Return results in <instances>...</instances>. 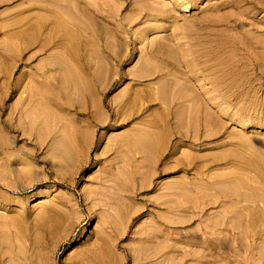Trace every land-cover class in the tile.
<instances>
[{"label":"rangeland","instance_id":"rangeland-1","mask_svg":"<svg viewBox=\"0 0 264 264\" xmlns=\"http://www.w3.org/2000/svg\"><path fill=\"white\" fill-rule=\"evenodd\" d=\"M263 47L264 0H0V264H264Z\"/></svg>","mask_w":264,"mask_h":264},{"label":"bare ground","instance_id":"bare-ground-1","mask_svg":"<svg viewBox=\"0 0 264 264\" xmlns=\"http://www.w3.org/2000/svg\"><path fill=\"white\" fill-rule=\"evenodd\" d=\"M45 17V16H44ZM55 20V19H54ZM39 22V21H38ZM53 19L51 20H48V21H42V20H40V22L38 23L39 25L38 26H40V28H41V31L43 32L44 30H46L47 28H50L51 26H52V24H53ZM55 24V23H54ZM58 24H59V21H58ZM53 27V26H52ZM257 30H258V28H257ZM41 32V33H42ZM243 36V35H242ZM244 37V36H243ZM247 38V37H246ZM245 39V38H244ZM249 39V38H248ZM245 41V40H244ZM249 41V40H248ZM250 43V42H249ZM248 43V44H249ZM246 44H247V40H246ZM247 44V45H248ZM253 44V43H252ZM254 46V45H253ZM252 48H254V50L256 49L255 48V46L254 47H252ZM264 48V47H263ZM258 50V49H257ZM259 52H260V50H259ZM262 53V52H261ZM260 53V54H261ZM244 56V55H243ZM260 68H261V66H260ZM259 68V69H260ZM172 109L171 108H167L166 109V117H167V123H165L164 122V129H165V127H166V129L165 130H167V126H168V122H169V120H170V115H173L174 116V112H172L171 111ZM162 114H163V112H162ZM177 114L181 117V118H179L180 119V123H179V121H178V123L176 124L177 125V128L178 129H171V128H168V130L167 131H171V134H172V132H175V134L176 133H179L180 132V128H181V120H182V118H183V114L181 113V111L179 112V110L177 111ZM165 115V114H164ZM164 117V116H163ZM160 120V119H159ZM161 121V120H160ZM41 122V121H40ZM43 125V124H42ZM40 123H38V122H32V123H30L28 126H26V125H22V127L24 128L23 130H28V129H31V131L33 132H29V135H31V136H34V137H37V138H39L41 135H40V133H39V130L41 129V126H42ZM77 125V124H76ZM72 126V125H71ZM159 126V125H158ZM182 126H183V120H182ZM50 127H51V129H52V131L54 132L53 133V136H57V135H59V133H60V131L65 127V124H61V123H59V122H54V123H52L51 125H50ZM80 127H82V126H80ZM77 129L79 130L80 128L79 127H77ZM164 130V131H165ZM76 131V130H75ZM24 132V131H23ZM168 133H170V132H168ZM162 135V134H161ZM81 137V136H80ZM62 141V140H61ZM31 142V141H30ZM85 142V141H84ZM47 144V143H46ZM41 149V148H40ZM61 149V148H60ZM145 149V148H144ZM147 149V148H146ZM21 160V159H20ZM38 160H41V159H38ZM18 161V160H17ZM42 161V160H41ZM22 163V162H21ZM23 163H25V161H23ZM26 165V164H25ZM29 165H31V164H29ZM29 165H28V167H29ZM26 167H27V165H26ZM32 168H34L33 166H31V168L30 169H28L27 171H25V172H31L32 171ZM34 171V170H33ZM20 172V174H22L23 173V171H19ZM254 207V206H253ZM260 207V206H259ZM257 208V207H256ZM247 211V210H246ZM245 211V212H246ZM239 212V211H238ZM242 212V211H241ZM233 217H235V216H233ZM221 233V232H220ZM218 236V235H217ZM218 239H220V238H218ZM234 239V238H233ZM209 241H210V239H205V242H208L209 243ZM216 241H218V240H216ZM220 242H221V240H220ZM222 243V242H221ZM238 243V242H237ZM223 244V243H222ZM240 244V243H239ZM244 244V243H243ZM203 246V245H202ZM225 246V245H224ZM223 246V247H224ZM231 246V245H230ZM229 246V247H230ZM241 246V245H240ZM228 247V248H229ZM225 248H226V246H225ZM237 252V251H236Z\"/></svg>","mask_w":264,"mask_h":264}]
</instances>
